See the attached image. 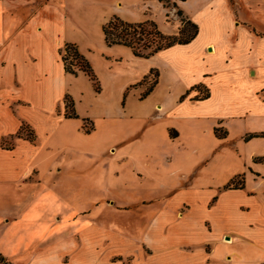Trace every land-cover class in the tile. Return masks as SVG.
<instances>
[{"label": "crops", "instance_id": "crops-1", "mask_svg": "<svg viewBox=\"0 0 264 264\" xmlns=\"http://www.w3.org/2000/svg\"><path fill=\"white\" fill-rule=\"evenodd\" d=\"M125 1L114 0L118 6ZM68 4L67 0H0V252L13 264H264L263 206L257 192L246 188L245 180L240 175L250 156L239 159V166L237 164L231 171L222 154L223 145L217 144L209 156L201 157V162L196 166L201 168L213 162L214 165L219 164L217 176L207 181L198 177L178 180L177 183L160 180L147 185L148 190L156 187L164 191V196L170 193L192 194L197 199L196 205L182 203L178 208H171L168 202H164L156 209H145L150 216L148 224L140 226V233L134 235L125 234L122 223L116 219L118 215H107L106 209L97 210L100 218L96 220L83 215L88 208H75L77 204L70 195L54 185L56 180L46 181L37 163L38 142L19 138L12 148L2 147L3 138L19 131L20 120L27 121L39 136L36 123L23 114V110L32 109L34 114L44 115L39 105V88L53 87V92L43 93L42 99L51 101L48 108L51 109L55 129L43 134L42 140L52 135L56 124L64 120H57L53 112L66 90L75 98L77 109L81 94L71 92L66 85L73 77L87 76L84 73L72 76L63 70L58 60V50L69 41L79 45L91 64L100 87L96 94L98 97L110 95L108 79L111 77L119 99L126 88L137 84L135 88L138 90L133 89L125 95V104L148 100L161 85L163 76H168L163 75V71H170L166 89L175 95L160 98L163 103L158 106L155 103L153 107L161 110L158 112L160 115L169 118L163 128L166 141L173 142L182 135L181 128L171 122L172 118L206 119L218 141L226 140L230 134L229 128L220 125L238 111V105L230 101L233 97L222 95L212 101V94H209L203 100L192 99L197 91L191 88L196 85L205 87L203 81L206 75L200 73L192 76L186 72L187 69H182L185 63L178 57L166 54L167 57L161 60L163 65L149 64V60L175 47L143 58L135 56L127 46L107 45L102 27L112 16H118L117 12L105 15L101 20L100 46L85 43L83 38L76 40L67 37V31L73 30L68 18ZM172 4L176 6L177 0ZM180 10L188 19V15ZM145 14L137 22L148 20ZM118 17L133 22L129 18ZM190 21L199 26L197 35L191 40L194 42L202 30L198 15H192ZM209 45L212 43L205 46ZM209 51L212 52L213 48L210 47ZM151 69L157 72L156 83L150 93L141 98L140 90L145 86L139 82ZM248 74L246 68L248 78L256 75V68L255 72L251 71V76ZM244 80L248 83L247 78ZM30 87L37 89L35 98L25 96L24 89ZM187 91L188 96L181 97ZM18 101L26 105H19L14 113L9 105ZM5 114L11 117L10 124L3 121ZM216 127L223 128L226 135L215 136ZM169 130L173 133L169 134ZM244 138L246 140L247 136L238 139ZM227 147L237 149L238 144L230 142ZM190 154L194 156V152ZM236 180L241 184L234 186ZM111 208L115 206L111 204ZM91 209L93 212L94 208ZM77 215L79 217L76 218ZM121 238L130 243L133 249L130 246L125 249L116 247V241ZM247 248L251 252L259 250L263 253L259 259L247 258L243 254Z\"/></svg>", "mask_w": 264, "mask_h": 264}, {"label": "rangeland", "instance_id": "rangeland-1", "mask_svg": "<svg viewBox=\"0 0 264 264\" xmlns=\"http://www.w3.org/2000/svg\"><path fill=\"white\" fill-rule=\"evenodd\" d=\"M173 1L126 0L118 6L114 0H67L70 8L68 18L75 30H68L66 35L76 40L83 38L85 43L100 46L102 33L99 24L105 15L112 12L129 18V21H133L130 23H139V17H143L145 12L144 17L153 21L163 35H176L181 26L177 14L180 6L189 20L192 15H198L202 32L196 40L186 45H173L174 49L160 53L158 58L149 60V64L163 65L161 60L167 57L166 54L178 57L185 63L182 69H187L186 72L192 76L205 73L203 83L209 94H212V101L222 95L233 97L230 101L238 105V111L220 125L230 130L226 140L218 141L214 137L210 122L206 119L188 117L171 119L173 124L181 128L182 135L173 142L166 141L163 128L169 118L160 115L161 110L153 107L155 103L157 106L163 103L160 98L175 95L166 89L170 71H163V75L167 74L168 78L163 76L161 85L152 97L133 104H125V95L133 89L138 90L135 88L137 84L126 88L119 99L115 93L117 87L112 86L110 77V95L98 97L88 77H73L65 85L71 92L81 94L77 109L75 98L66 90L53 112L57 120H64L56 124V130L46 140H42L43 134L55 128L51 109L48 108L51 101L43 100L42 94L53 92V87L39 88V105L44 115L34 114L32 109L23 110V114L36 123L39 136L27 121L20 120L19 131L3 138L2 147L10 149L19 138L29 140L32 136L34 140L31 142H38L39 145L37 163L43 178L46 181L56 180L54 185L70 195L77 204L75 208H88V214H83L87 217L95 220L100 218L97 214L100 208L106 209L107 215L117 214L116 219L122 223L125 234L138 235L139 227L148 224L150 216L145 209H156L164 202H168L171 208H178L182 203L195 206L197 199L192 194L170 193L164 196V191L156 187L148 190L146 186L160 180L177 183L178 180L201 177L207 181L217 176L219 164L214 165L213 162L201 168L196 167L201 157L209 156L217 144L223 145L221 151L231 171L237 164L239 166V159L250 156L240 175L245 180L246 188L257 192L258 201L264 210V0H177L176 6H173ZM182 17L185 16L182 14ZM65 43L75 44L82 53L75 42ZM207 43L212 45L205 46ZM64 44L58 50L61 64L59 52ZM210 47L213 48L212 52L209 51ZM254 67L256 75L252 77ZM246 68L251 78L246 76ZM246 78L248 83L244 80ZM154 80H157V72L151 69L139 82L145 86L140 94ZM205 87L196 95H203ZM24 91L27 98L37 95V89L32 87ZM19 105L26 103L13 102L9 109L15 113ZM73 113L77 114L76 118L65 117ZM2 118L10 124L9 115L5 114ZM172 133L169 130V134ZM243 135L247 136L246 140L238 139ZM230 142H236L238 148H228ZM193 152L194 156H191ZM111 204L115 208H111ZM91 208H94L93 212ZM133 229L135 231L132 232ZM115 246L120 249L130 246L133 249L122 238L116 241ZM262 253L259 250L251 252L250 248L243 251L247 258L259 259Z\"/></svg>", "mask_w": 264, "mask_h": 264}, {"label": "trees", "instance_id": "trees-1", "mask_svg": "<svg viewBox=\"0 0 264 264\" xmlns=\"http://www.w3.org/2000/svg\"><path fill=\"white\" fill-rule=\"evenodd\" d=\"M177 14L180 16L181 26L176 35H163L158 31L157 26L153 21L147 20L139 23H130L114 15L102 27L104 42L107 45H124L130 47L135 56L143 58H148L158 51L169 48L175 44H187L197 35L198 27L189 19L182 17L180 9L177 10ZM59 53L61 54L63 70L66 73L72 74L73 76H77L79 72L84 73V75H86L92 82L94 91L99 92L100 87L93 68L88 59L79 52L75 44L65 43ZM154 81L155 82L151 83L145 92L142 93L141 98L150 93L156 83V80ZM202 87L203 86L201 85H196L193 86L191 90L196 89L199 93L202 92ZM203 92H205L203 95L197 96V94L192 99L203 100L208 98L209 91L206 87ZM187 93H189V91H187L186 94ZM66 97L67 96H65V98ZM65 117L76 118L77 114L73 113L72 115H66ZM214 134L217 137H224L226 131L221 127H216L214 128ZM29 140H33V137L30 136ZM239 183L240 181H238L237 184H234V186L241 184ZM0 264L13 263L0 252Z\"/></svg>", "mask_w": 264, "mask_h": 264}]
</instances>
